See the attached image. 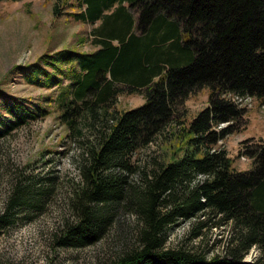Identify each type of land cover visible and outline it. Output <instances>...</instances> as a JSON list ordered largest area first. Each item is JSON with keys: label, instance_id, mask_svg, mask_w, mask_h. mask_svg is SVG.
I'll return each mask as SVG.
<instances>
[{"label": "trees", "instance_id": "trees-1", "mask_svg": "<svg viewBox=\"0 0 264 264\" xmlns=\"http://www.w3.org/2000/svg\"><path fill=\"white\" fill-rule=\"evenodd\" d=\"M52 14L97 23L94 49L44 52L16 66L28 84L59 86L58 101L49 109L0 88V139L56 112L74 140L70 215L52 234L54 244H93L124 209L141 227L113 264H264V140L241 141L238 153L251 161L246 170L219 144L245 127L247 108L230 95L264 102V0H56ZM201 87L207 104L186 121L184 103ZM135 93L143 103L118 106L120 96ZM166 130L162 158L140 174L135 154ZM136 172L137 181L130 177ZM14 176L0 234L31 222L53 195V175ZM210 216L218 217L215 226L230 225L223 254L166 246L178 220L203 226ZM252 246L258 256L244 261Z\"/></svg>", "mask_w": 264, "mask_h": 264}, {"label": "rangeland", "instance_id": "rangeland-1", "mask_svg": "<svg viewBox=\"0 0 264 264\" xmlns=\"http://www.w3.org/2000/svg\"><path fill=\"white\" fill-rule=\"evenodd\" d=\"M55 1H0V88L26 98L29 104L39 103L49 109L57 104L59 86L47 88L28 84L16 66L33 62L44 52L66 48L94 49L90 43V32L97 25L75 21L65 14L53 16ZM65 84L67 82L63 78ZM208 92L207 88L201 87L190 94L184 103L186 121L207 104ZM118 101V106L125 109L140 105L144 99L135 93L122 95ZM250 101L245 127L219 141L238 170L251 166L250 159L238 153L241 141L248 138L264 140V102L256 97ZM165 133L135 154L140 174L141 169L151 170L162 158L159 155L171 139L167 130ZM77 155L78 148L58 121L56 112L28 126L13 129L0 139V209L14 174L53 175L55 178L53 195L45 209L31 222L0 234V264H113L119 254L135 245L141 223L134 212L124 209L118 212L106 234L97 242L78 248L54 244L52 234L70 215L66 206L67 183L77 177ZM139 173L130 177L137 181ZM217 219V216H210L203 226L195 218L178 220L167 229L166 246L198 249L207 256L223 254L232 233L229 223L215 226ZM258 254V248L252 246L244 261H252Z\"/></svg>", "mask_w": 264, "mask_h": 264}]
</instances>
